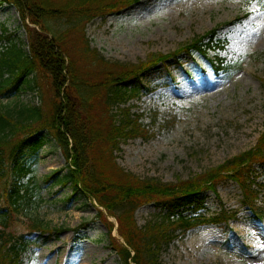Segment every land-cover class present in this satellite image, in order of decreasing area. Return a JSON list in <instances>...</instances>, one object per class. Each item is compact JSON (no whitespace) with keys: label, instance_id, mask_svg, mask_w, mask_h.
Segmentation results:
<instances>
[{"label":"rangeland","instance_id":"374dc122","mask_svg":"<svg viewBox=\"0 0 264 264\" xmlns=\"http://www.w3.org/2000/svg\"><path fill=\"white\" fill-rule=\"evenodd\" d=\"M25 22L34 27L14 4L0 6V34L6 28L5 34L29 52ZM215 29L216 38L228 43L224 50L207 55L183 52L126 82L136 93L122 106L130 108L143 131L121 141L113 152L117 167L112 164L108 169L175 184L257 144L264 131V7L258 0H141L86 23L90 46L111 63L123 64L146 61L152 53L174 52ZM9 45L5 40L0 49ZM221 63L231 67L216 68ZM45 82L44 92L23 90L10 101L40 105L43 99L47 105L52 91ZM47 140L34 159V169L45 199L37 215L52 232L30 237L23 264H122L107 225L97 215L105 208L75 192L71 184L62 187L46 180L56 170L65 173L68 165L54 138ZM250 176L262 185L254 187L260 189L258 202L264 207V165L255 164ZM201 198V209L190 208L187 214L212 217L224 207L235 216L178 232L161 249V264H264V219L254 217L244 204L238 183L223 181ZM165 213L162 204L152 201L138 206L134 217L141 228ZM109 219L115 224L112 235L123 242L118 220ZM59 227L62 230L56 233Z\"/></svg>","mask_w":264,"mask_h":264},{"label":"trees","instance_id":"16d2710c","mask_svg":"<svg viewBox=\"0 0 264 264\" xmlns=\"http://www.w3.org/2000/svg\"><path fill=\"white\" fill-rule=\"evenodd\" d=\"M139 1H0V6L14 4L23 20L28 18L34 24L30 27L25 22L29 52L11 34H5L6 28L0 34V43H10L0 49V264H23L30 237L49 230L37 215L45 199L34 169V159L48 144V136L54 138L68 165L65 173L56 170L46 180L62 187L71 184L75 192L94 198L105 208L98 209L97 215L107 225L108 237L122 264H161V249L178 232L185 233L201 223L232 219L235 213L224 207L212 217L187 214L190 208L201 209L204 191L216 190L219 183L229 179L240 186L243 202L253 216L264 219V207L258 202L260 189L254 187L262 185L250 176L255 164L264 165V131L248 151L175 184L144 181L120 169H108L112 164L117 167L113 152L121 141L143 131L130 108L122 106L136 93L126 82L183 52L207 55L212 50H224L228 44L216 38L215 29L174 52L152 53L138 64L111 63L90 46L85 25ZM49 22L60 27L53 28ZM229 67L216 65L222 70ZM45 81L52 91L47 105L43 99L40 105L10 101L23 90L44 92ZM115 108L120 110L115 112ZM152 201L162 204L166 213L140 228L134 211ZM109 216L118 220L123 242L112 235L115 224ZM61 230L55 229L56 233Z\"/></svg>","mask_w":264,"mask_h":264},{"label":"snow or ice","instance_id":"6c2138e0","mask_svg":"<svg viewBox=\"0 0 264 264\" xmlns=\"http://www.w3.org/2000/svg\"><path fill=\"white\" fill-rule=\"evenodd\" d=\"M262 7H264V0H258Z\"/></svg>","mask_w":264,"mask_h":264}]
</instances>
